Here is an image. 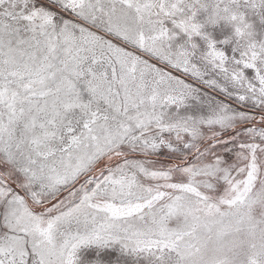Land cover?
I'll return each instance as SVG.
<instances>
[{
    "label": "snow or ice",
    "instance_id": "obj_1",
    "mask_svg": "<svg viewBox=\"0 0 264 264\" xmlns=\"http://www.w3.org/2000/svg\"><path fill=\"white\" fill-rule=\"evenodd\" d=\"M0 264H264V0H0Z\"/></svg>",
    "mask_w": 264,
    "mask_h": 264
}]
</instances>
